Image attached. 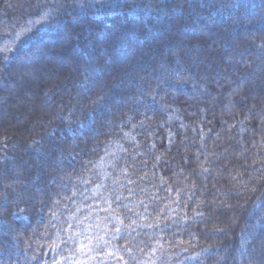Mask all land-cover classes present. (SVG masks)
Segmentation results:
<instances>
[{
    "label": "trees",
    "instance_id": "16d2710c",
    "mask_svg": "<svg viewBox=\"0 0 264 264\" xmlns=\"http://www.w3.org/2000/svg\"><path fill=\"white\" fill-rule=\"evenodd\" d=\"M7 1L0 264H264V0Z\"/></svg>",
    "mask_w": 264,
    "mask_h": 264
},
{
    "label": "rangeland",
    "instance_id": "374dc122",
    "mask_svg": "<svg viewBox=\"0 0 264 264\" xmlns=\"http://www.w3.org/2000/svg\"><path fill=\"white\" fill-rule=\"evenodd\" d=\"M42 1L45 2L44 0H8L7 5H6L7 8L5 11V15H3V17L6 19H10L12 21L18 22L22 18L25 19L28 15L32 14V12H35V10L39 8L40 5L42 4ZM248 1L252 2L251 4H256L261 0H248ZM35 16L36 15H33L32 17H35ZM46 22H47L46 17L45 18L43 17L42 19L37 17V18H34V20H30L28 23H26V26H23L21 28H19L20 25H18L20 23H15L17 25L16 27H14L11 37L5 38L3 40L2 42L3 44L0 47V50L3 49L6 52L12 51L14 49V46L20 44L21 41L27 39L30 36V32L32 29L41 27L45 25ZM52 60L53 58L51 59L48 58V61H49L48 64L50 66L52 65L50 64ZM16 100H17V97H16ZM20 113H21L20 119H22V117H25L23 112H20ZM101 167H102L101 164L97 166V168H101ZM99 176L101 175L99 174Z\"/></svg>",
    "mask_w": 264,
    "mask_h": 264
}]
</instances>
